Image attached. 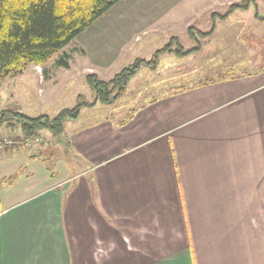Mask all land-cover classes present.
Instances as JSON below:
<instances>
[{
	"label": "crops",
	"instance_id": "crops-1",
	"mask_svg": "<svg viewBox=\"0 0 264 264\" xmlns=\"http://www.w3.org/2000/svg\"><path fill=\"white\" fill-rule=\"evenodd\" d=\"M127 41L104 46L107 64ZM156 91L82 108L72 159L0 151V264H264V71Z\"/></svg>",
	"mask_w": 264,
	"mask_h": 264
},
{
	"label": "rangeland",
	"instance_id": "rangeland-1",
	"mask_svg": "<svg viewBox=\"0 0 264 264\" xmlns=\"http://www.w3.org/2000/svg\"><path fill=\"white\" fill-rule=\"evenodd\" d=\"M237 2L241 0H120L45 64H30L23 74L6 78L0 86V110L12 108L30 116L43 113L52 116L62 107L75 105L79 95L92 100L94 93L86 81L88 73L96 71L102 79L109 80L137 57L150 59L153 52L172 37H177L185 49L198 44L201 50L182 57L164 53L154 72L142 66L132 80L128 95L119 98L114 107L106 104L107 111L121 112L124 109L127 112L133 102L156 93L159 86L180 87L224 74L263 72L264 19L255 14L258 12L264 16V0H253L249 9H236L224 19H215L213 15L224 14L231 4ZM191 26L193 29L190 30ZM212 29L214 31L209 36H202L201 32ZM117 39L128 41L119 57L107 64L112 57L102 54V51L109 41ZM63 52H69L72 57L68 69L56 64ZM89 65L92 71L90 69L84 76L81 75V69ZM47 73H59L63 84L53 86L47 80L39 84V76ZM10 120L18 123L14 118L8 122ZM4 124L0 138L20 140L12 147L24 146L25 150H32L43 143L48 153L72 159L65 134L56 135L59 141L55 142L48 137L50 131L43 129L36 135L42 140L33 147H27L21 144L25 136L21 133L7 135L9 130L14 129Z\"/></svg>",
	"mask_w": 264,
	"mask_h": 264
},
{
	"label": "trees",
	"instance_id": "trees-1",
	"mask_svg": "<svg viewBox=\"0 0 264 264\" xmlns=\"http://www.w3.org/2000/svg\"><path fill=\"white\" fill-rule=\"evenodd\" d=\"M120 0H0V86L8 77L22 74L30 64H45L59 50L65 48L73 39L87 29L100 16ZM253 0H241L228 7L224 14H213L215 19L226 18L236 9H249ZM256 17L264 19L256 12ZM193 29V26L189 27ZM214 29L204 32L209 36ZM193 35V31H190ZM194 37L195 34L193 35ZM201 45L185 49L177 37H172L165 45L156 49L150 59L137 57L124 66L109 80L102 79L97 73L86 75V81L94 93L92 100L81 95L72 107H65L57 114L30 116L17 109L0 110V126L14 118L21 125V136L34 137L43 129L54 135H61L66 130V122L79 117L82 108L92 107L97 103L112 104L121 98L127 90L130 80L142 66L155 70L160 56L174 53L182 57L200 51ZM71 54L63 52L57 59L58 66L69 67ZM217 78H207L195 84ZM20 137V136H19ZM6 146L3 150L11 148Z\"/></svg>",
	"mask_w": 264,
	"mask_h": 264
},
{
	"label": "built area",
	"instance_id": "built-area-1",
	"mask_svg": "<svg viewBox=\"0 0 264 264\" xmlns=\"http://www.w3.org/2000/svg\"><path fill=\"white\" fill-rule=\"evenodd\" d=\"M42 140L41 137L36 136V137H27L25 136L24 139L22 140L21 144L27 146V147H33L34 144L40 142ZM20 141V140H19ZM19 141L13 140L11 138H0V150L4 149L6 146H11L13 144L18 143Z\"/></svg>",
	"mask_w": 264,
	"mask_h": 264
}]
</instances>
